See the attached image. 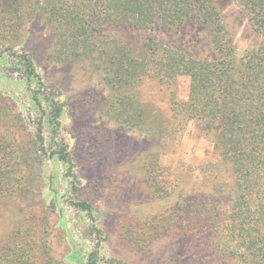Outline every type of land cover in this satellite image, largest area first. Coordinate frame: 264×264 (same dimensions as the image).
<instances>
[{"label": "trees", "instance_id": "obj_1", "mask_svg": "<svg viewBox=\"0 0 264 264\" xmlns=\"http://www.w3.org/2000/svg\"><path fill=\"white\" fill-rule=\"evenodd\" d=\"M221 1L0 0V58L8 54L12 70L39 86L33 99L42 106V98L51 109L48 120L55 131L62 106L41 89L33 54L24 49L34 42L32 35L44 42L53 64L81 70L104 87L107 121L145 138L177 136L194 122L220 157L203 160L200 174L205 175L199 182L204 185L184 187L178 176L163 185L166 180L159 173L151 176L149 166L152 182L145 180L175 198L170 208L184 219L179 223L188 243L184 255L199 249L197 255L212 264H264V42L239 50ZM233 1L253 32L264 38V0ZM114 26L160 30L175 40L150 37L142 49H135L111 34ZM192 27L208 34L210 53L188 50L177 38ZM180 75L189 76V93L180 99L172 92L165 132L162 118H153L142 104L138 88L145 81L169 86ZM21 121L0 93V218L3 202L8 217L14 218V227L8 225L0 240V264H54L50 242L43 236L47 210L39 199L46 154L42 123L34 140L28 132L24 138L27 128ZM59 157L70 163L65 147ZM221 162L231 166L232 189L220 184V189L205 190L211 180L223 177ZM72 204L90 215L86 201L72 199Z\"/></svg>", "mask_w": 264, "mask_h": 264}, {"label": "rangeland", "instance_id": "obj_2", "mask_svg": "<svg viewBox=\"0 0 264 264\" xmlns=\"http://www.w3.org/2000/svg\"><path fill=\"white\" fill-rule=\"evenodd\" d=\"M221 3L239 50L264 42L250 28L233 0ZM110 32L135 49H142L150 37L165 43L175 40L160 30L114 26ZM31 38L34 42L27 43L24 49L33 54L44 83L41 89L62 106L57 130L48 120L51 110L48 105L42 98V106L33 99V90L39 86L12 70L8 54L0 58V93L21 116L27 128L24 138L28 132V138L37 139L42 123L46 154L41 161L43 187L39 199L47 210V219L43 216V236L50 242L54 264H212L210 259L197 255L199 249H193V256L184 255L188 243L179 227L184 219L170 208L175 198L167 197L159 186L145 180L149 178L152 182L148 177L152 167L151 176L161 174L166 180L163 185L174 183L172 176H178L180 185L200 188L204 185L199 182L205 175L200 174L203 160L220 161L212 140L200 136L194 122L177 136L145 138L107 121L103 117L108 101L104 87L81 70L53 64L44 50V42L33 35ZM177 38L188 50L201 54L211 51L208 34L201 28H189L177 34ZM189 85V76L180 75L169 86L145 81L138 88L142 104L153 118H162L165 132L164 122L170 115L169 97L173 92L178 98L186 99ZM62 147L66 148L70 163L60 159ZM51 152L56 153L51 156ZM220 166L223 177L211 180L205 190L220 189V184L232 189L230 164L221 162ZM72 199L89 203L90 215L77 209ZM1 205L0 240L8 225L14 227V218L4 211L7 206L4 202ZM12 209L17 208L12 206Z\"/></svg>", "mask_w": 264, "mask_h": 264}]
</instances>
